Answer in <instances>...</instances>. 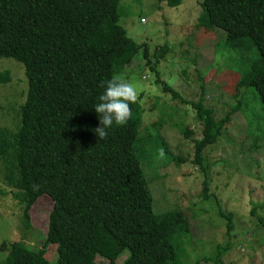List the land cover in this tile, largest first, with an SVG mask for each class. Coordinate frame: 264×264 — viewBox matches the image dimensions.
<instances>
[{"label": "trees", "instance_id": "1", "mask_svg": "<svg viewBox=\"0 0 264 264\" xmlns=\"http://www.w3.org/2000/svg\"><path fill=\"white\" fill-rule=\"evenodd\" d=\"M122 1L0 0V59L20 63L29 87L21 127H0V182L22 207L27 230L36 202L42 196L53 201L43 247L33 250L21 241L4 242L6 264H52L48 254L53 246L57 264H97V257L119 264L126 251L129 256L121 264H181L176 246L190 236L189 223L183 212L153 211L137 150L143 95L129 103L125 123H114L103 140L95 134L99 121L92 108L104 82L120 81L140 55L150 71L157 72L169 52L164 45L153 54L148 43L129 36L121 25ZM159 1L176 8L184 0ZM201 8L199 26L225 31L224 50L237 55L257 50V58L241 72L232 110L221 120L206 104L204 85L203 96L188 101L157 72L163 93L191 106L202 125L194 160L202 168L205 149L218 142L242 111L250 89L264 108V0H203ZM11 80L9 70L0 72V84ZM181 133L193 135L189 127ZM209 184L206 175L205 199ZM222 214L233 229V214ZM257 219L264 229V218Z\"/></svg>", "mask_w": 264, "mask_h": 264}, {"label": "rangeland", "instance_id": "2", "mask_svg": "<svg viewBox=\"0 0 264 264\" xmlns=\"http://www.w3.org/2000/svg\"><path fill=\"white\" fill-rule=\"evenodd\" d=\"M202 1L184 0L181 6L170 8L159 0H123L121 25L132 39L148 43L153 54L168 45L169 52L157 67L161 79L188 101H198L204 85L206 104L221 120L232 110L241 72L257 58V50L240 55L224 50L226 32L198 24ZM5 70L11 72L12 80L0 84V127L17 130L28 81L23 66L12 58L0 59V72ZM157 72H151L140 55L120 81L133 85L136 98L143 95L137 150L153 195V211L158 215L183 212L189 223L190 236L176 246L180 263L264 264V229L257 219L264 218V108L259 95L250 89L242 111L218 142L205 149L201 168L194 160L202 125L191 106L163 93L156 83ZM186 127L193 133L191 138L181 133ZM174 157L183 161L178 164ZM206 175L208 199L203 193ZM1 190L8 192L0 195V264H6L9 253L1 250L4 242L21 241L33 250L43 247L53 201L42 196L36 202L27 230L22 207L11 190L0 182ZM254 207L256 215L252 216ZM222 213L233 214V229ZM178 225L184 228L185 224L179 221ZM54 247L48 258L57 264ZM128 256L126 251L119 264ZM101 258L97 257V264H108Z\"/></svg>", "mask_w": 264, "mask_h": 264}, {"label": "clouds", "instance_id": "3", "mask_svg": "<svg viewBox=\"0 0 264 264\" xmlns=\"http://www.w3.org/2000/svg\"><path fill=\"white\" fill-rule=\"evenodd\" d=\"M136 99V91L131 83L120 82L113 78L104 82L103 91L93 105L94 112L98 115L99 126L95 134L99 140L108 135V130L115 123L126 122L129 116V103Z\"/></svg>", "mask_w": 264, "mask_h": 264}]
</instances>
